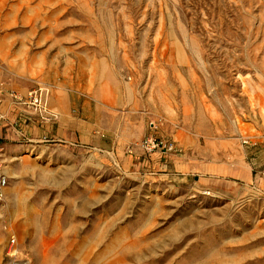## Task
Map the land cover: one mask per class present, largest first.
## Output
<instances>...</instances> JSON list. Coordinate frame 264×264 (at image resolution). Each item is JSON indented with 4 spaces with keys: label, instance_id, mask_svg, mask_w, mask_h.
Wrapping results in <instances>:
<instances>
[{
    "label": "rangeland",
    "instance_id": "obj_1",
    "mask_svg": "<svg viewBox=\"0 0 264 264\" xmlns=\"http://www.w3.org/2000/svg\"><path fill=\"white\" fill-rule=\"evenodd\" d=\"M38 84L0 264H264V0H0V90Z\"/></svg>",
    "mask_w": 264,
    "mask_h": 264
},
{
    "label": "crops",
    "instance_id": "obj_2",
    "mask_svg": "<svg viewBox=\"0 0 264 264\" xmlns=\"http://www.w3.org/2000/svg\"><path fill=\"white\" fill-rule=\"evenodd\" d=\"M11 93L13 92L11 91ZM51 102L59 112L62 114L66 113L65 109L67 106V100L65 96L61 95L57 97L56 93H54ZM0 115L3 117V119L0 120V157L6 170L7 165H9L11 162V157H9V155L6 153L5 148L11 144H20V135L14 128L13 123L17 121L18 118H20L21 123L23 121L21 110L13 104L11 94L8 92V90H0ZM58 126L60 127V124ZM53 127V125L33 126L28 124L26 127L22 126L20 131H22L21 133H23L24 136L26 135V137L36 139L41 135L50 132L51 128ZM5 170L3 167L4 174Z\"/></svg>",
    "mask_w": 264,
    "mask_h": 264
},
{
    "label": "built area",
    "instance_id": "obj_3",
    "mask_svg": "<svg viewBox=\"0 0 264 264\" xmlns=\"http://www.w3.org/2000/svg\"><path fill=\"white\" fill-rule=\"evenodd\" d=\"M13 104L17 106L23 115V124L29 122L37 126H45L58 121V115L51 111L49 107V90L41 85H34L26 94L18 96L11 94ZM3 117L0 115V120ZM153 126V125H152ZM147 151L152 152L163 147L161 142L149 138L145 140ZM8 179L3 172V163L0 157V190L4 189Z\"/></svg>",
    "mask_w": 264,
    "mask_h": 264
}]
</instances>
